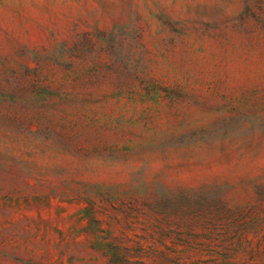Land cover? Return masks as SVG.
Instances as JSON below:
<instances>
[{
	"label": "rangeland",
	"instance_id": "1",
	"mask_svg": "<svg viewBox=\"0 0 264 264\" xmlns=\"http://www.w3.org/2000/svg\"><path fill=\"white\" fill-rule=\"evenodd\" d=\"M0 264H264V0H0Z\"/></svg>",
	"mask_w": 264,
	"mask_h": 264
}]
</instances>
